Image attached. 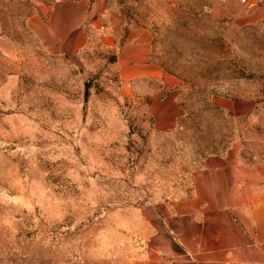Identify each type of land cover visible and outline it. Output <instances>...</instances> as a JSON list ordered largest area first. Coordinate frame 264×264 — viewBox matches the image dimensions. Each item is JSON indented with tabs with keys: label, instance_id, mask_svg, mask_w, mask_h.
Masks as SVG:
<instances>
[{
	"label": "rangeland",
	"instance_id": "rangeland-1",
	"mask_svg": "<svg viewBox=\"0 0 264 264\" xmlns=\"http://www.w3.org/2000/svg\"><path fill=\"white\" fill-rule=\"evenodd\" d=\"M58 1L80 0H0V264H128L148 238L137 210L186 196L206 155L244 136L264 145V123L247 131L212 104L256 93L264 26L233 0H106L101 29L60 55L30 25ZM132 32L179 83L168 135L153 132L146 91L121 89Z\"/></svg>",
	"mask_w": 264,
	"mask_h": 264
},
{
	"label": "crops",
	"instance_id": "crops-1",
	"mask_svg": "<svg viewBox=\"0 0 264 264\" xmlns=\"http://www.w3.org/2000/svg\"><path fill=\"white\" fill-rule=\"evenodd\" d=\"M233 1L249 25L264 26V0ZM107 9L106 0L58 1L39 8L30 25L47 49L75 55L89 32L101 29ZM115 65L124 94L140 89L150 96L153 132L172 133L184 117L179 83L153 59L148 35L130 33ZM212 104L248 131L264 123V81L252 96ZM244 140L205 156L186 196L136 211L148 238L143 256L128 264H264V145Z\"/></svg>",
	"mask_w": 264,
	"mask_h": 264
},
{
	"label": "trees",
	"instance_id": "trees-1",
	"mask_svg": "<svg viewBox=\"0 0 264 264\" xmlns=\"http://www.w3.org/2000/svg\"><path fill=\"white\" fill-rule=\"evenodd\" d=\"M164 71V70H163ZM165 72V71H164ZM166 73V72H165ZM180 122V121H179ZM213 154H215V153H213ZM209 155V154H208ZM207 156V155H206ZM204 158V157H203Z\"/></svg>",
	"mask_w": 264,
	"mask_h": 264
}]
</instances>
